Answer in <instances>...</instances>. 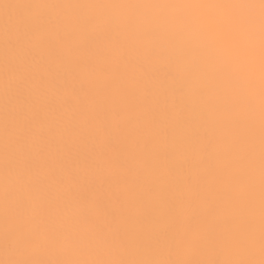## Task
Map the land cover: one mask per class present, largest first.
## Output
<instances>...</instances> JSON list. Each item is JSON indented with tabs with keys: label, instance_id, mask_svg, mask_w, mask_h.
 <instances>
[{
	"label": "snow or ice",
	"instance_id": "6c2138e0",
	"mask_svg": "<svg viewBox=\"0 0 264 264\" xmlns=\"http://www.w3.org/2000/svg\"><path fill=\"white\" fill-rule=\"evenodd\" d=\"M0 19V264H264V0Z\"/></svg>",
	"mask_w": 264,
	"mask_h": 264
},
{
	"label": "bare ground",
	"instance_id": "6f19581e",
	"mask_svg": "<svg viewBox=\"0 0 264 264\" xmlns=\"http://www.w3.org/2000/svg\"><path fill=\"white\" fill-rule=\"evenodd\" d=\"M9 2H17V0H9ZM119 2H146V0H119ZM3 20L0 19V25H2Z\"/></svg>",
	"mask_w": 264,
	"mask_h": 264
}]
</instances>
